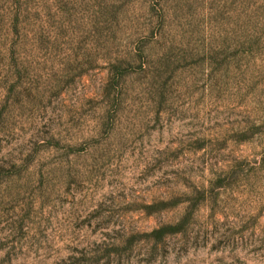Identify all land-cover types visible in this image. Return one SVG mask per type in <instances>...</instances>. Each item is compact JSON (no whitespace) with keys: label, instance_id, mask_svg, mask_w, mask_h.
<instances>
[{"label":"rangeland","instance_id":"rangeland-1","mask_svg":"<svg viewBox=\"0 0 264 264\" xmlns=\"http://www.w3.org/2000/svg\"><path fill=\"white\" fill-rule=\"evenodd\" d=\"M0 264H264V0H0Z\"/></svg>","mask_w":264,"mask_h":264}]
</instances>
